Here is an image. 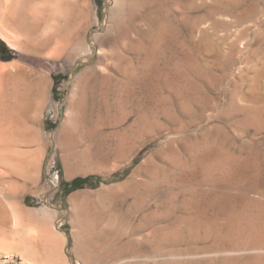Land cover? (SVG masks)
<instances>
[{"label":"rangeland","instance_id":"1","mask_svg":"<svg viewBox=\"0 0 264 264\" xmlns=\"http://www.w3.org/2000/svg\"><path fill=\"white\" fill-rule=\"evenodd\" d=\"M0 61L28 71L0 208L65 264H264V0H0Z\"/></svg>","mask_w":264,"mask_h":264},{"label":"bare ground","instance_id":"2","mask_svg":"<svg viewBox=\"0 0 264 264\" xmlns=\"http://www.w3.org/2000/svg\"><path fill=\"white\" fill-rule=\"evenodd\" d=\"M23 10L25 11V9ZM20 11H18V13ZM20 14L21 13H19V15ZM20 16H18L17 18H20ZM35 16H36V13H35ZM37 16H39V14ZM66 20L67 19H65V21ZM14 24L16 25L17 23H14ZM1 35L3 34L1 33ZM2 37L9 42L6 35H3ZM52 37L54 38L53 35ZM47 40L48 39L46 38V41ZM48 41H50V39ZM62 47L63 46H61V48ZM27 76H28V71L26 70L24 65L22 66V65H19L18 63H13V62L12 64H8L6 62L0 61V164L2 165L3 169L7 168V169L13 170L19 166L17 163V158H15L16 157L15 154L17 152L16 153L13 152V154L15 153L13 155L11 151H13L12 144L16 142L17 139L19 140L21 139L22 136L23 137L25 136L24 130L26 129V126H27V109H28L27 108V105H28ZM75 86H76L75 88H76V92L78 93V96L76 97L73 96L74 98L70 101L69 107L72 110L73 109L82 110L84 106L86 105V103L88 102L85 91H84L86 90L85 89L86 83L84 79L83 78L80 79L76 83ZM17 143L18 142L14 144L17 145ZM17 155H20V154L18 153ZM22 160L24 159L22 158ZM3 169L0 168V177L3 176ZM2 205H3V209H1L2 207L0 208V210H2V213L0 211V218L3 217V218H6L7 220H10L12 225L10 224L11 229L9 228L10 230L9 233H11V235L6 234V231L2 230V226L0 228V231H1L0 232V253L2 252L5 254H10V253L17 254L27 264H65L66 263L64 260V252H63V249H64V236L63 235H61L58 232H55L52 227H48V229L42 228V229L34 231L32 228L33 225L30 227V221L32 218L30 217V214L28 213L29 211L27 209H25L24 207L14 202H11V201L8 202L5 198H4V202L2 203ZM3 234H6L7 237L10 236L11 240L9 239V237H8V240L5 239V237H2Z\"/></svg>","mask_w":264,"mask_h":264},{"label":"trees","instance_id":"3","mask_svg":"<svg viewBox=\"0 0 264 264\" xmlns=\"http://www.w3.org/2000/svg\"><path fill=\"white\" fill-rule=\"evenodd\" d=\"M86 180H87V178H76L72 182L73 183L77 182L78 184H80V183L86 182Z\"/></svg>","mask_w":264,"mask_h":264}]
</instances>
